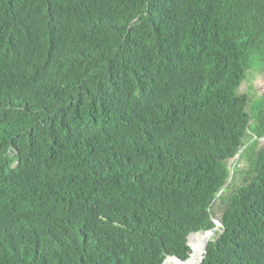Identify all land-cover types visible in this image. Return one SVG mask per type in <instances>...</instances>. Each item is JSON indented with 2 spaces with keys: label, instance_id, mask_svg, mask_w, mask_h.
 <instances>
[{
  "label": "trees",
  "instance_id": "16d2710c",
  "mask_svg": "<svg viewBox=\"0 0 264 264\" xmlns=\"http://www.w3.org/2000/svg\"><path fill=\"white\" fill-rule=\"evenodd\" d=\"M260 72L264 0H0V264L186 260L245 146L202 264H264Z\"/></svg>",
  "mask_w": 264,
  "mask_h": 264
},
{
  "label": "rangeland",
  "instance_id": "374dc122",
  "mask_svg": "<svg viewBox=\"0 0 264 264\" xmlns=\"http://www.w3.org/2000/svg\"><path fill=\"white\" fill-rule=\"evenodd\" d=\"M250 84L251 83H249V79H246L243 83H242V85H241V87H240V91L241 92H247V87L248 86H250ZM256 86H258L259 88H260V86H261V84H260V79L259 78H254L253 79V81H252V84H251V90L252 89H255V87ZM261 90H259V92H261L262 93V90L264 91V87L263 88H260ZM261 93H259V94H261ZM234 163H235V160H231V161H229V166H233L234 165ZM241 166H244V164H241ZM232 182V181H231ZM242 183V181H239L238 183H237V185H239V184H241ZM231 184V183H230ZM229 184V186H231ZM236 185V186H237ZM228 188V187H227ZM234 189H235V186H233V187H230V190H228L227 191V193L226 194H230V192H232V191H234ZM225 206H226V200H217L213 205H212V208H211V212H212V217L214 218V219H221V216H222V214L224 213V209H225ZM213 227H214V224H213ZM221 227H219V228H217V229H215V231H214V233L212 234V236H211V241L212 240H214V239H217L219 236H220V234H221ZM200 238H199V235H193L192 236V238H191V240H190V243H191V245H192V247L195 249V250H192V253L194 254V252L196 251V253H195V255H194V257L196 258V260L199 258V256H200V251H199V240ZM201 244H202V242H201Z\"/></svg>",
  "mask_w": 264,
  "mask_h": 264
},
{
  "label": "water",
  "instance_id": "95a60500",
  "mask_svg": "<svg viewBox=\"0 0 264 264\" xmlns=\"http://www.w3.org/2000/svg\"><path fill=\"white\" fill-rule=\"evenodd\" d=\"M261 140H263V138H259V139H258V141H261ZM245 147H246V146H245ZM245 147H244V148H245ZM261 147H262V146H261ZM244 148H242V149L239 151V153L235 156V158L231 159V160H235V163H234V165H233L232 168H231V176H230L228 182L226 183V185L224 186V188H223V189L219 192V194L216 196V198H215L214 201L212 202L211 206H212V205L218 200V198H219L220 196L223 195V193L225 192L226 188H227V187L229 186V184L231 183V181H232V179H233V176H234V172H235V165H236L237 161L239 160V158H240V156H241V153L243 152ZM231 160H230V161H231ZM223 215H224V213L222 214L221 219H220V223H219L218 225L215 224V222H214V218H213L212 215H211V222L214 224V227H213V228H211V229H209V230H206V231H199V232H194V233L189 234V236H188V245L191 247V252H190V254H189V258H191V253H192V250H193V247H192V245H191V243H190V239H191V237H192L193 235H195V234H199V233H207V232H212V233H214L215 229H217V228H219V227L222 228V229H221V233H223V231H224V226H223V222H222ZM215 240H216V239H214V240H212V241H215ZM210 242H211V239H209V240H207V241L204 242V247H203L202 256H201V258H200V260H199V262H198L197 264H202L203 261L205 260V257H206V255H207L208 247H209V243H210ZM189 258L186 259V260H183V259H181V258H179V257H177V256H169V257H167V258L165 259V261H164L162 264H185V263L189 260ZM170 259H176V263H170V262H172V260H170Z\"/></svg>",
  "mask_w": 264,
  "mask_h": 264
},
{
  "label": "flooded vegetation",
  "instance_id": "af4514ba",
  "mask_svg": "<svg viewBox=\"0 0 264 264\" xmlns=\"http://www.w3.org/2000/svg\"><path fill=\"white\" fill-rule=\"evenodd\" d=\"M256 77L260 79V84H261L260 88H263L264 87V72H260L258 74H255L254 76H252L251 74H248L246 79H249V83L252 84L253 79ZM251 84H250V86H251ZM250 86L247 87V92L250 91ZM260 88L258 86H256L255 89H253L252 94L261 93V92H259V90H261ZM262 93H264L263 90H262ZM261 138H263V140L258 142V150L260 148L264 147V136Z\"/></svg>",
  "mask_w": 264,
  "mask_h": 264
},
{
  "label": "bare ground",
  "instance_id": "6f19581e",
  "mask_svg": "<svg viewBox=\"0 0 264 264\" xmlns=\"http://www.w3.org/2000/svg\"><path fill=\"white\" fill-rule=\"evenodd\" d=\"M214 222H215L216 225H218L220 223L218 220H214ZM205 234L206 235H203L202 233H199V234H196V235H199V236L201 235L202 236V240L204 238H206V237H207V240H209V239H211V236H212L213 233L212 232H207ZM199 251H200V256H199V258L197 259V261L194 264H197L199 262L201 256H202L203 248H202L201 242H199ZM192 255H193V253L191 254V256ZM194 258H195L194 256H193V258H189V260L185 264H189ZM170 260H172V262H170V263H176V259H170Z\"/></svg>",
  "mask_w": 264,
  "mask_h": 264
}]
</instances>
